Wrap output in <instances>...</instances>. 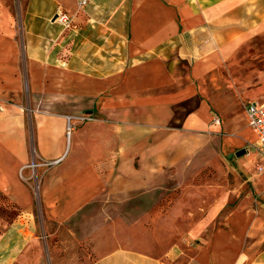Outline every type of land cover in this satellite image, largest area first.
Masks as SVG:
<instances>
[{
	"label": "crops",
	"instance_id": "obj_1",
	"mask_svg": "<svg viewBox=\"0 0 264 264\" xmlns=\"http://www.w3.org/2000/svg\"><path fill=\"white\" fill-rule=\"evenodd\" d=\"M79 2L0 17V264H264V0Z\"/></svg>",
	"mask_w": 264,
	"mask_h": 264
},
{
	"label": "rangeland",
	"instance_id": "obj_2",
	"mask_svg": "<svg viewBox=\"0 0 264 264\" xmlns=\"http://www.w3.org/2000/svg\"><path fill=\"white\" fill-rule=\"evenodd\" d=\"M25 4L26 0H0V17L1 20L5 19V25L10 27L11 29H15L18 34L22 33V25H23V17L22 15L25 13ZM72 25V24H71ZM70 25V27H71ZM69 28V27H64ZM264 43V38L259 37L258 38V46H262ZM76 123L71 124V128H75ZM78 126V125H77ZM27 128H30V118L27 119ZM69 137V133H67L66 138ZM30 139V135H28V140ZM53 163V162H52ZM51 163H47L46 165H50ZM232 167V166H231ZM231 167H223L221 165H216L214 167L208 168V170H203L200 175L202 177L207 178L208 182H214L217 185L223 186V189H228L232 187L233 182L235 179H246V175L244 176L242 173L233 171ZM31 168V167H30ZM257 170V169H256ZM242 179V180H243ZM29 182L33 185L34 182L31 179ZM250 187V182L248 181H242L240 192L243 193L244 191H248ZM154 216L146 217V224L148 227H152L151 223L149 222V219L152 220ZM199 217V216H196ZM184 217L179 215V220L183 221ZM184 226V224H181ZM183 232V231H182ZM181 231L178 232V235L182 233ZM152 235V234H151ZM153 236V235H152ZM162 247V249H165ZM191 247H188L185 249L188 253H191ZM184 249V248H183Z\"/></svg>",
	"mask_w": 264,
	"mask_h": 264
},
{
	"label": "built area",
	"instance_id": "obj_3",
	"mask_svg": "<svg viewBox=\"0 0 264 264\" xmlns=\"http://www.w3.org/2000/svg\"><path fill=\"white\" fill-rule=\"evenodd\" d=\"M83 2L84 0H80L79 3L82 4ZM54 18L57 19L60 23H62L64 27H70V25L72 24V17L66 11L63 10L58 11L55 14ZM245 113H246L247 124L251 127L252 131L256 136L257 149L264 158V101L261 102V101L253 100L247 102L245 105ZM88 118H90L88 115L79 116L80 120H85ZM213 120L218 121V117L214 116ZM70 128H71V124L68 123L67 132L69 131ZM54 161L55 160L49 163H52ZM28 166H30L31 168L35 167L36 162H31L28 164ZM256 169L260 173L264 172V159L260 164L257 165Z\"/></svg>",
	"mask_w": 264,
	"mask_h": 264
}]
</instances>
